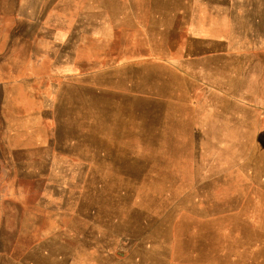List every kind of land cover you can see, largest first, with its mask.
I'll return each instance as SVG.
<instances>
[{
	"label": "rangeland",
	"instance_id": "rangeland-1",
	"mask_svg": "<svg viewBox=\"0 0 264 264\" xmlns=\"http://www.w3.org/2000/svg\"><path fill=\"white\" fill-rule=\"evenodd\" d=\"M125 5L0 0V264L190 263L219 239L264 245L262 208L217 217L218 204L192 188L203 168L264 144L192 141L198 119L167 106L153 119L105 109L138 103L98 86L144 88L149 79L147 70L106 69L126 51L152 48L145 32L116 29ZM202 193L223 191L213 183ZM231 220L233 236L224 231Z\"/></svg>",
	"mask_w": 264,
	"mask_h": 264
},
{
	"label": "crops",
	"instance_id": "crops-1",
	"mask_svg": "<svg viewBox=\"0 0 264 264\" xmlns=\"http://www.w3.org/2000/svg\"><path fill=\"white\" fill-rule=\"evenodd\" d=\"M125 1L118 10L125 18L116 29L145 32L143 37L153 40L146 46L152 48L126 51L106 69L147 70L149 79L144 88L98 86L105 96L138 103L110 102L105 109L136 115L148 111L153 119L154 112L167 106L198 119L191 132L200 138L192 141L264 144V0ZM159 71H164L165 90ZM201 173L192 188L203 204H218L217 217L234 219L247 204L264 211V146L230 166L203 168ZM213 183L223 191L215 199L202 193ZM227 222L225 233L235 235V221ZM228 244L220 245L219 239L215 247H201L199 260L177 262L175 257L168 264H264L260 242Z\"/></svg>",
	"mask_w": 264,
	"mask_h": 264
}]
</instances>
